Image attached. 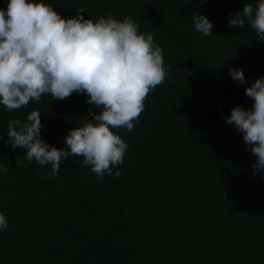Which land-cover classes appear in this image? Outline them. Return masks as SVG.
<instances>
[{
	"label": "trees",
	"instance_id": "16d2710c",
	"mask_svg": "<svg viewBox=\"0 0 264 264\" xmlns=\"http://www.w3.org/2000/svg\"><path fill=\"white\" fill-rule=\"evenodd\" d=\"M63 17L130 16L153 34L171 66L153 89L112 175L98 178L82 157L63 158L58 174L35 161L17 166L25 150L7 140V123L40 112L41 138L64 148L81 126L87 96L49 95L8 111L0 105V264H264V174L242 134L225 117L250 109L245 87L264 77V40L230 15L258 0H43ZM7 0H0V9ZM193 13L213 24L194 30ZM230 67L240 68L244 84ZM120 175L117 176L116 172Z\"/></svg>",
	"mask_w": 264,
	"mask_h": 264
},
{
	"label": "clouds",
	"instance_id": "9594fccd",
	"mask_svg": "<svg viewBox=\"0 0 264 264\" xmlns=\"http://www.w3.org/2000/svg\"><path fill=\"white\" fill-rule=\"evenodd\" d=\"M86 11L80 8L75 17L65 18L43 0H7V8L0 9V105L11 112L39 102L44 95L64 100L77 93L101 109L99 114L88 110L81 126L68 131L60 149L41 138L38 110L26 119L9 120L5 143L26 153L25 159L15 162L17 166L25 160L51 165L54 176L63 158L76 156L98 178L112 175L127 151L119 130H134L147 96L170 71L153 34L141 33L130 16L116 19L108 14L94 20L82 15ZM192 23L196 32L213 35V24L206 16L193 13ZM245 23L257 39L264 40V0L255 6L245 3L229 17L233 28ZM229 73L244 84L240 68L230 67ZM244 91L252 100L251 108L233 107L224 119L242 134L254 155L253 175L264 174V77L254 79ZM7 171L0 165V172L6 175ZM7 227V218L0 212V229Z\"/></svg>",
	"mask_w": 264,
	"mask_h": 264
}]
</instances>
